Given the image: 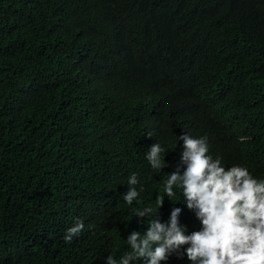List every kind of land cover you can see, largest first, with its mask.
<instances>
[{"label": "trees", "instance_id": "obj_1", "mask_svg": "<svg viewBox=\"0 0 264 264\" xmlns=\"http://www.w3.org/2000/svg\"><path fill=\"white\" fill-rule=\"evenodd\" d=\"M155 100L174 110L158 119ZM180 110L223 167L264 179V0H0V264L119 260L149 230L146 208L161 223L181 208V227L199 231L182 189L164 191L186 170ZM226 121L250 139L221 144ZM155 143L160 171L146 159Z\"/></svg>", "mask_w": 264, "mask_h": 264}, {"label": "clouds", "instance_id": "obj_2", "mask_svg": "<svg viewBox=\"0 0 264 264\" xmlns=\"http://www.w3.org/2000/svg\"><path fill=\"white\" fill-rule=\"evenodd\" d=\"M184 104L180 101L175 108ZM204 106L210 113L208 106ZM159 108L161 114L158 116ZM173 110L167 107L165 100H155L152 105L155 117L158 116L160 120L163 112ZM177 115L185 128V135L179 139L183 140L181 163L186 165V170L183 175L179 168L169 174L164 191L172 201L174 188L182 189L186 206L195 212L201 229L187 234V228L181 227L179 220L181 208H174L166 223H161L158 214L153 215L152 209L146 208L138 216L151 214L153 219L149 221V230L143 235L132 231L126 240L131 251L119 260L107 256L106 264H131L138 259H145L146 264H161L172 254L183 258L185 253L192 264H264V179L254 178L246 166L223 167L215 148L209 150L207 137L193 138L187 135L192 123L184 119L182 110ZM209 118L214 122L213 115ZM227 123L219 130L221 144L229 140L245 142L250 139L245 126L230 132L227 131ZM164 152L159 143L150 147L146 159L152 169H164ZM209 153L217 159H213ZM138 183L137 175H130L129 190L122 196L128 205L138 200L140 193L135 187ZM163 202L157 197L159 208ZM84 227L83 221H77L67 229L65 242L71 243ZM186 245L188 247L181 251Z\"/></svg>", "mask_w": 264, "mask_h": 264}]
</instances>
